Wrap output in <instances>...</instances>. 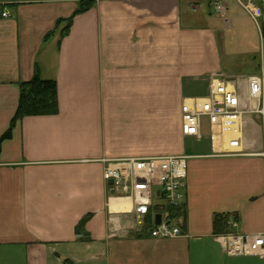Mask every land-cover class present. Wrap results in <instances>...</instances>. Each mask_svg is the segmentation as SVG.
<instances>
[{
  "label": "crops",
  "instance_id": "crops-1",
  "mask_svg": "<svg viewBox=\"0 0 264 264\" xmlns=\"http://www.w3.org/2000/svg\"><path fill=\"white\" fill-rule=\"evenodd\" d=\"M81 1L93 5L74 16ZM203 2L0 0L9 13L0 19V137L19 84L35 73L56 83L58 107L20 119L1 144L0 264H264L227 256L212 225L229 215L237 218L231 233L264 234L261 137L243 136V156L212 155L207 130L189 137L206 138L201 153L184 148L182 103L207 96L211 77L230 80L246 101V79L256 74L222 61L220 19L224 29L231 20L206 17ZM246 126L258 131V116H243ZM166 156L188 157L175 207L182 216L172 220L180 234L152 238L137 231L131 201L112 197L103 172L117 160Z\"/></svg>",
  "mask_w": 264,
  "mask_h": 264
},
{
  "label": "built area",
  "instance_id": "built-area-1",
  "mask_svg": "<svg viewBox=\"0 0 264 264\" xmlns=\"http://www.w3.org/2000/svg\"><path fill=\"white\" fill-rule=\"evenodd\" d=\"M212 13L225 18L227 8L222 0H208ZM250 19L257 25L260 34L261 70L259 74L247 77V99L230 85V80L211 77L207 96L185 100L180 108L181 133L184 137L201 140L204 130L208 131L212 155L243 156L242 132L243 116L255 114L261 120V150L258 153L264 158V31L259 20L264 21V0H236ZM9 13L5 5L0 4V19H6ZM186 156H166L154 158L124 159L107 164L103 179L116 200L129 199L131 212L135 216L138 232L148 231L152 238H173L180 234L179 228L172 226L170 210L177 207L181 200L182 188L187 172ZM112 182L111 185H108ZM158 197L164 203L152 213V229L145 227V217L151 214L153 198ZM161 216L159 226L154 225V216ZM170 222L167 226L166 223ZM236 221L229 218L228 227L235 228ZM223 252L230 257L256 256L264 257V234L215 235Z\"/></svg>",
  "mask_w": 264,
  "mask_h": 264
},
{
  "label": "rangeland",
  "instance_id": "rangeland-1",
  "mask_svg": "<svg viewBox=\"0 0 264 264\" xmlns=\"http://www.w3.org/2000/svg\"><path fill=\"white\" fill-rule=\"evenodd\" d=\"M208 1V0H207ZM204 0L201 10L206 12V17L209 14L215 15L214 17H219L212 13V7L209 6V1ZM222 3L227 8L226 19L231 20V25L224 29L222 27V19H220L219 28L226 30L223 33L224 40L227 43L225 47L222 48V61L225 65L231 67L230 70L235 72L238 71L241 75H247L256 73L259 74L261 70V46H260V34L257 25L250 19V17L245 13V11L238 5L236 0H222ZM209 12V13H208ZM260 28L264 31V21L259 20ZM225 26V25H224ZM263 57H264V37H263ZM264 94V86H263ZM257 115H246V117L253 118ZM259 123H261L260 117ZM243 136L246 137H261V127L257 131L250 126L242 127ZM208 138V137H206ZM204 137L203 142H197L195 139L185 138L184 148L187 153L198 154L201 153L207 140ZM209 139V138H208ZM164 203L162 200L160 201ZM153 203H159L156 197L153 198Z\"/></svg>",
  "mask_w": 264,
  "mask_h": 264
},
{
  "label": "trees",
  "instance_id": "trees-1",
  "mask_svg": "<svg viewBox=\"0 0 264 264\" xmlns=\"http://www.w3.org/2000/svg\"><path fill=\"white\" fill-rule=\"evenodd\" d=\"M93 5L91 1H81L78 4V8L75 15L84 13L88 11ZM72 22V18L66 20V26L63 30V35H67L70 25ZM19 101L17 105V109L15 115L12 119V122L7 129V131L0 137V147L1 144L9 139H11L12 130L15 124L24 117H33V116H49L57 114V88L56 83L51 80H43L38 73H35L33 78L24 83L19 84ZM180 208H172L170 210V220H174L180 218L181 210ZM229 215L216 214L213 217V234H227L230 233V229L228 227ZM89 217H85L78 224L76 232L79 236H82L81 231L87 222ZM237 221V218H233ZM145 225L146 229H152V218L151 214H148L145 217Z\"/></svg>",
  "mask_w": 264,
  "mask_h": 264
},
{
  "label": "water",
  "instance_id": "water-1",
  "mask_svg": "<svg viewBox=\"0 0 264 264\" xmlns=\"http://www.w3.org/2000/svg\"><path fill=\"white\" fill-rule=\"evenodd\" d=\"M111 184H112V182H109L108 183V185H111ZM160 223H161V216L159 214H156L154 216V225L155 226H159ZM166 225L169 226L170 225V222H167Z\"/></svg>",
  "mask_w": 264,
  "mask_h": 264
}]
</instances>
